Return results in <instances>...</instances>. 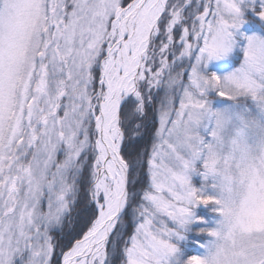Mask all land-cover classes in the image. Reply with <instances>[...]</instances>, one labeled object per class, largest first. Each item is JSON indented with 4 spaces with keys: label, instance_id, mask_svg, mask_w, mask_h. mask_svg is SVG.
Here are the masks:
<instances>
[{
    "label": "snow or ice",
    "instance_id": "6c2138e0",
    "mask_svg": "<svg viewBox=\"0 0 264 264\" xmlns=\"http://www.w3.org/2000/svg\"><path fill=\"white\" fill-rule=\"evenodd\" d=\"M0 264H264V0H0Z\"/></svg>",
    "mask_w": 264,
    "mask_h": 264
}]
</instances>
